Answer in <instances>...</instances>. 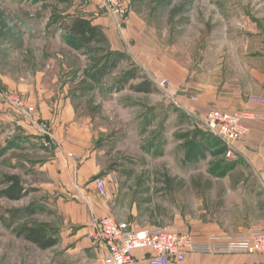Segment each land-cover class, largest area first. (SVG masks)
<instances>
[{
  "label": "rangeland",
  "instance_id": "374dc122",
  "mask_svg": "<svg viewBox=\"0 0 264 264\" xmlns=\"http://www.w3.org/2000/svg\"><path fill=\"white\" fill-rule=\"evenodd\" d=\"M72 1L0 0V45L14 41L22 47L20 30L42 28L46 18L60 28L65 22L61 20L75 15ZM131 8L145 34L142 42L124 37ZM131 8L121 29L112 26L117 31L113 41L105 36L106 40L69 57L83 77L80 81L97 74L101 64L110 71L101 79L103 75L94 77L92 91L97 97L81 92L85 98L76 104L84 114L78 113V124L88 129V141L99 154L101 173L96 178L106 181L111 215L136 229L173 225L197 235L234 236L264 223V173L234 152L228 156L223 140L203 123L207 111L200 116L198 110H185L168 96V82L161 86L160 81L156 87L149 71L150 56L162 66L170 57L195 65L215 39L220 20L242 25L248 21L255 34L264 36V0H133ZM115 61L117 66L110 69ZM131 70H137L134 81L146 79L155 91L137 93L130 87L119 91L118 80ZM10 173H14L12 166L1 162L0 191ZM29 200L12 202L0 197V264H50L45 253L15 233L24 224L55 220L51 212L38 214L39 205L35 206L37 216L20 213L36 204ZM12 212L19 217L9 229L1 216L9 221ZM228 257L232 256H192L181 264H228L232 261Z\"/></svg>",
  "mask_w": 264,
  "mask_h": 264
},
{
  "label": "crops",
  "instance_id": "0c3cea01",
  "mask_svg": "<svg viewBox=\"0 0 264 264\" xmlns=\"http://www.w3.org/2000/svg\"><path fill=\"white\" fill-rule=\"evenodd\" d=\"M70 5L77 7H71L76 9L74 16L85 15L93 26L100 27L109 42L113 41L117 31L112 28L113 20L106 15L101 0H73ZM43 20L42 28L20 30L25 41L22 47L14 41L0 45V164H10L14 173L9 175L20 176L25 188L37 189L27 198L40 206L38 214L48 211L55 218L28 224L42 228L47 237L55 239L53 247L42 250L26 242L45 253L50 264H100L103 247L92 241L89 234L98 219L112 216L113 211L96 188L95 180L101 173L99 154L88 141V129L78 124L80 110L76 104L85 98L81 92L96 95L92 91L96 78L90 75L85 77L86 82L80 81L81 76L69 58L80 50L67 44L65 32L53 25L55 20ZM220 21V32L216 31L215 39L195 65L170 57L167 65L162 66L150 56L149 71L155 86L167 80L168 96L177 99L189 112L198 110L200 116L211 109L239 111L250 96L264 95V36L255 34L248 21L245 25L230 19ZM140 26L138 14L131 8L124 31L126 40L142 42L145 34ZM238 33L244 36L238 37ZM192 97L197 98L194 104ZM43 123L48 125L51 137L39 131ZM247 124L250 131L236 143L234 154L264 173V120ZM211 234L196 236L204 239ZM189 256L187 259L212 257ZM228 258L232 260L228 264H264V256ZM130 264H149L147 252L136 251Z\"/></svg>",
  "mask_w": 264,
  "mask_h": 264
},
{
  "label": "built area",
  "instance_id": "2783aa9c",
  "mask_svg": "<svg viewBox=\"0 0 264 264\" xmlns=\"http://www.w3.org/2000/svg\"><path fill=\"white\" fill-rule=\"evenodd\" d=\"M102 7L114 25L121 29L128 20L133 0H101ZM167 80L161 81L165 85ZM197 100V98H194ZM264 95H253L247 99L246 106L239 111L211 109L203 117L206 129L218 136L231 156L234 147L250 131L248 122L264 120ZM39 131L51 137L47 124H41ZM45 145H48L45 142ZM75 161L78 156L70 155ZM98 193L108 196L106 181L95 180ZM89 237L103 247L100 264H130L136 251L144 250L149 264H180L189 255L209 256H264V223L251 226L234 236L213 234L200 239L194 232L182 230L177 226L163 225L135 229L127 221L114 216L98 219ZM247 264V263H245Z\"/></svg>",
  "mask_w": 264,
  "mask_h": 264
},
{
  "label": "trees",
  "instance_id": "16d2710c",
  "mask_svg": "<svg viewBox=\"0 0 264 264\" xmlns=\"http://www.w3.org/2000/svg\"><path fill=\"white\" fill-rule=\"evenodd\" d=\"M65 21V22H62ZM60 28L65 32L67 44L76 50H81L85 47H92L95 42L98 40H106L105 35L103 34L100 27L93 26L92 21L89 20L85 15H78L69 18L68 20H61ZM118 62H113L110 69L117 66ZM97 74L93 73V77L98 76V74L106 75L110 72L105 65H102L98 68ZM102 76V77H103ZM138 79L137 70H131L122 75L120 80H118V90L122 91L126 87H130L131 90L137 93H153L155 91L152 88L150 81L144 79L143 81L137 84H131L132 81ZM191 154L187 155V158L190 159ZM4 188L0 191V197L9 201H21L32 193L36 192L37 189L33 187L25 188L23 181L20 176L17 175H7L3 179ZM36 204H31L25 210H20V213H27L28 215H36L38 209L35 207ZM12 216L7 221L3 216H1L2 221L5 223V227L13 228L18 217L16 212L11 213ZM16 235L19 238L24 239L30 243L35 244L38 248L46 250L50 247H53L56 244V240L52 237H47L43 229L38 226H32L24 224L15 230Z\"/></svg>",
  "mask_w": 264,
  "mask_h": 264
}]
</instances>
